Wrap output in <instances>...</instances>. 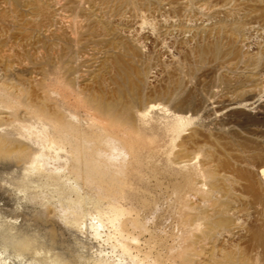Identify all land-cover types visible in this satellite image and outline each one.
<instances>
[{
    "label": "bare ground",
    "instance_id": "1",
    "mask_svg": "<svg viewBox=\"0 0 264 264\" xmlns=\"http://www.w3.org/2000/svg\"><path fill=\"white\" fill-rule=\"evenodd\" d=\"M15 1L0 0V8H5L0 28L13 22L6 13L16 12ZM57 4V21L50 15L45 20L47 31L56 34L61 45L53 62L46 59L41 67L40 56L15 51L7 38L0 36V79L13 82L0 84V172H13L21 183L67 179L74 184L63 183L64 188L76 192L82 183L91 189L96 221H91L95 222L92 228L96 235H105L116 261L108 253H100L92 264H213L218 261L217 240L248 234L254 244L251 249L242 250L240 245L241 256L228 253L223 260L255 264L262 258L260 248L264 246V162L260 160L252 169L251 148L229 135L237 133V124L264 117V106L255 111L253 103L257 101L247 104L246 99H225L228 110L244 109L237 112V123L223 122L226 140L216 141V136L210 141L201 127L192 125L185 102L171 113L146 96L153 93L143 94L140 83L153 81V77L139 75V81L135 80L130 64L122 57L113 61L117 74L112 86L80 87L76 69L87 61L92 44L86 20L76 15L82 2ZM159 138L168 139L166 145L179 141L175 155L167 156L169 164L163 167L153 160L157 151H150ZM62 154L64 168L49 170L50 164L63 159ZM5 191L0 194L1 201ZM76 194L77 199H69L60 213L80 229V219L87 211L82 205L88 198ZM160 201L172 208L165 224L173 225L171 230L161 228L162 222H158L161 215L155 208ZM244 217L251 219L249 227L243 225ZM23 235H9L6 242L17 254L25 250L39 253L41 242ZM49 261L60 264L55 257Z\"/></svg>",
    "mask_w": 264,
    "mask_h": 264
},
{
    "label": "rangeland",
    "instance_id": "2",
    "mask_svg": "<svg viewBox=\"0 0 264 264\" xmlns=\"http://www.w3.org/2000/svg\"><path fill=\"white\" fill-rule=\"evenodd\" d=\"M66 1L73 0L15 1L16 12L6 13L14 24L11 22L6 28H0V36L7 38L15 51L40 56L43 59L41 67H44L45 60L53 62L61 48L56 34L47 31L46 16L50 15L57 21L60 15L54 3L58 7L57 3L63 4ZM81 2L82 8L76 15L86 20V31L92 44L87 49V61L76 69L81 77L78 82L80 87L86 86L95 90L103 84L112 86L113 78L117 74L113 61L122 57L130 64L135 80L138 78L139 81V75L142 78L153 77V81L140 83L143 94L153 93L152 96H146L169 109L171 113H176L178 106L180 110L179 104L185 102L183 107L189 111L192 125L201 127L202 134L208 138L210 136L208 140L217 136L218 139L214 138L216 141L222 138L226 140L225 136L228 137L224 133L223 122L237 123V112L244 109L241 107L233 112L228 110L225 99H246L247 104L257 101L253 103L255 111L264 106V0ZM3 10L5 8H0V16L5 12ZM131 50L134 52L132 55L129 54ZM0 80V84L5 86L13 84L12 81L10 83ZM52 81L48 80V84ZM51 85H55L54 81ZM168 92L172 97L167 95ZM235 130L237 133L229 135V138L251 148L249 155L252 169H255L260 160L264 162V117H258L249 124H237ZM160 139L150 151H157L154 152L153 160L163 167L169 164L166 160L175 155V147L179 144H176L177 140L175 145H166L170 141ZM61 157L63 159L59 163L48 166L49 170H53V167L64 168L66 158L63 154ZM156 157H159V161ZM13 174L0 172V194L6 190L5 199L0 200V259L3 263L7 262L4 264H51L49 260L53 257L60 264H92V260L100 253H108L107 256L116 262L115 256L110 253V245L105 241V235H96L92 228L96 221L95 206L91 203L94 194L91 189H87L82 183L76 192L72 188H64L61 186L63 183H70L67 186L74 184V180L67 179L58 183L53 182L56 179L50 181L46 178H42V181L35 179L21 183L15 180L16 175ZM60 175L61 173L58 174ZM53 177H57L56 172ZM75 193H78L77 197L87 196L88 199L82 207H86L83 210L88 213L92 211L90 214L87 211L83 213L80 229L71 226L60 213L67 203L77 199ZM155 197L160 196L156 193ZM167 205L168 203L160 201L155 210L161 215L157 217L158 222H162L160 227L171 230L174 226L166 225L172 208ZM149 217L154 220V216ZM250 222V218H243L244 226L249 227ZM99 230L104 232L103 229ZM9 235L35 238L41 242L42 249L38 255L28 250L17 254L6 242ZM249 235L244 238L224 236L217 240V262L228 264L223 260L224 255L232 253L239 257L241 248L249 251V246L254 245ZM240 245L241 248H237ZM260 251L263 256L254 261L255 264H264V246ZM217 262L213 264H218Z\"/></svg>",
    "mask_w": 264,
    "mask_h": 264
}]
</instances>
